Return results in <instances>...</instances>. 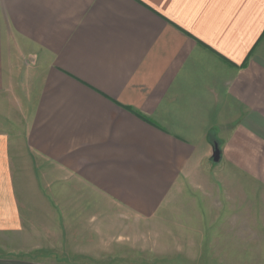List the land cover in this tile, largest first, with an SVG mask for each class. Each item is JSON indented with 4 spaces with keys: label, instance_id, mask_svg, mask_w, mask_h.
<instances>
[{
    "label": "crops",
    "instance_id": "0c3cea01",
    "mask_svg": "<svg viewBox=\"0 0 264 264\" xmlns=\"http://www.w3.org/2000/svg\"><path fill=\"white\" fill-rule=\"evenodd\" d=\"M214 143L264 185V0H0V264H171Z\"/></svg>",
    "mask_w": 264,
    "mask_h": 264
},
{
    "label": "rangeland",
    "instance_id": "374dc122",
    "mask_svg": "<svg viewBox=\"0 0 264 264\" xmlns=\"http://www.w3.org/2000/svg\"><path fill=\"white\" fill-rule=\"evenodd\" d=\"M211 155L212 152L193 177L184 178L176 185L168 199V206L177 214L173 217L181 221L185 209L200 211L206 207L211 213L208 218L192 217L200 221L209 219L207 230L196 221L194 243H159L158 250L170 252L171 264H264V185L248 181L242 170L239 173L238 169H227L220 174L216 169L220 166ZM218 174L225 183L217 187L222 190L223 186L225 193L216 190ZM212 186L215 187L209 188ZM217 207L224 215H217ZM253 211L256 215L249 214Z\"/></svg>",
    "mask_w": 264,
    "mask_h": 264
},
{
    "label": "water",
    "instance_id": "95a60500",
    "mask_svg": "<svg viewBox=\"0 0 264 264\" xmlns=\"http://www.w3.org/2000/svg\"><path fill=\"white\" fill-rule=\"evenodd\" d=\"M219 157H220V152H219L218 145L216 143H214L211 158L213 161L216 162L219 160Z\"/></svg>",
    "mask_w": 264,
    "mask_h": 264
}]
</instances>
